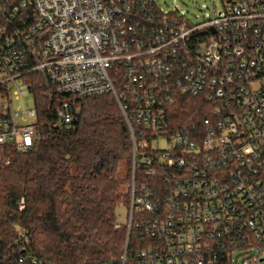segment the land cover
Returning <instances> with one entry per match:
<instances>
[{
	"label": "built area",
	"instance_id": "obj_1",
	"mask_svg": "<svg viewBox=\"0 0 264 264\" xmlns=\"http://www.w3.org/2000/svg\"><path fill=\"white\" fill-rule=\"evenodd\" d=\"M218 1L190 23L154 0H0V144L33 143L31 73L66 96L59 122L101 94L122 114L130 179L114 228L125 238L101 264H264V0ZM179 96L208 116L178 126ZM26 258L56 264L32 253L17 264Z\"/></svg>",
	"mask_w": 264,
	"mask_h": 264
},
{
	"label": "trees",
	"instance_id": "obj_2",
	"mask_svg": "<svg viewBox=\"0 0 264 264\" xmlns=\"http://www.w3.org/2000/svg\"><path fill=\"white\" fill-rule=\"evenodd\" d=\"M37 132L21 151L0 144V261L17 264L32 253L56 264L113 262L122 252L125 229L114 228L115 208L128 192V131L115 98L75 99L69 122H59L57 95L40 73L27 76ZM169 119L192 125L208 116L198 98L179 96ZM25 232V238L20 232ZM21 264H32L29 258Z\"/></svg>",
	"mask_w": 264,
	"mask_h": 264
},
{
	"label": "rangeland",
	"instance_id": "obj_3",
	"mask_svg": "<svg viewBox=\"0 0 264 264\" xmlns=\"http://www.w3.org/2000/svg\"><path fill=\"white\" fill-rule=\"evenodd\" d=\"M159 8L165 12L177 11L180 15H184L190 23H199L213 17L215 10L221 7L217 0H154ZM30 96L26 95L23 98L25 105L30 104ZM123 174V173H122ZM121 177V189L125 193L128 189V184ZM115 219L119 223H124L127 219V205L124 201L120 202L115 208ZM264 263V261H263Z\"/></svg>",
	"mask_w": 264,
	"mask_h": 264
}]
</instances>
